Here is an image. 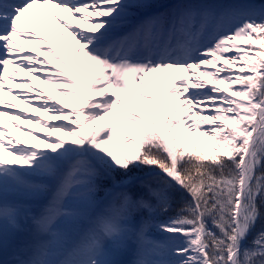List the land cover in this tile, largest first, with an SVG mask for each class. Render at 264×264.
Listing matches in <instances>:
<instances>
[{"label": "snow or ice", "instance_id": "6c2138e0", "mask_svg": "<svg viewBox=\"0 0 264 264\" xmlns=\"http://www.w3.org/2000/svg\"><path fill=\"white\" fill-rule=\"evenodd\" d=\"M37 4L87 28L61 21L81 60L49 50L66 67L46 82L77 91L40 108L68 139L0 142V264H264V0H0V80L34 70L13 37L40 47ZM169 70L163 99L134 87Z\"/></svg>", "mask_w": 264, "mask_h": 264}, {"label": "bare ground", "instance_id": "6f19581e", "mask_svg": "<svg viewBox=\"0 0 264 264\" xmlns=\"http://www.w3.org/2000/svg\"><path fill=\"white\" fill-rule=\"evenodd\" d=\"M58 14L59 9H54ZM49 13L41 5L37 4L29 10L28 17L21 20L22 25L30 32L34 33L42 40L36 44L28 43L23 37H13L17 45L25 51L21 55L30 54L34 59V70L29 72L18 66V61L10 64L7 69V75L0 80L3 88L0 89V112L7 115H0V142L6 146H19V142L33 143L29 138L40 130L36 129V121H50L52 112H45L40 108L45 101L56 103L57 100L49 95L48 88L58 89L59 86H47L45 77L57 75L55 71H60L66 67L61 64L57 57L49 54V50L55 51L57 56H64L71 59L76 55L73 46L76 44L75 38L71 35V30L61 26V21H65L73 28L84 30L87 28L85 23L70 17L61 16L60 21L49 19ZM30 17V19H29ZM33 24L36 26L33 27ZM63 33V35H61ZM66 37V38H65ZM28 63V61H25ZM2 71V66H0ZM67 76L62 77V79ZM42 79V80H41ZM208 86H213L212 81H207ZM218 87L219 85H214ZM219 88V87H218ZM186 93L180 97L179 106L183 107L181 101ZM25 97L27 98L25 100ZM185 116L191 114L184 108ZM192 116V115H191ZM0 151H3L0 149Z\"/></svg>", "mask_w": 264, "mask_h": 264}, {"label": "rangeland", "instance_id": "374dc122", "mask_svg": "<svg viewBox=\"0 0 264 264\" xmlns=\"http://www.w3.org/2000/svg\"><path fill=\"white\" fill-rule=\"evenodd\" d=\"M151 2V1H150ZM157 4V3H156ZM69 59V58H68ZM71 59L74 60H81L82 59V53L80 54V56L74 55V57H72ZM83 73L84 76L86 77V82L91 83L93 76L95 75V72L93 71V73L91 75L88 74V69L87 67L83 68ZM56 74L58 73L57 71H55ZM162 74H165L162 73ZM176 73L172 70L168 71V74L162 79H158V76L156 78V76L154 78L149 79L148 77H146V85H140L139 83H136L134 85V87L136 88L137 91L144 93L145 95H153L154 92L158 93V95L161 97V99H163L162 93L164 91H166L171 84V79L173 76H175ZM70 77H66L64 79H69ZM42 80V79H41ZM157 82H159V84H157ZM47 86L49 87V85L51 84V82H46ZM60 88L58 89H51L50 87L48 88L49 91V95L59 101V103L61 105H68L69 108L73 107V103L71 100L68 99L67 96L63 95L62 92H71V93H75L77 91V89L75 88H65L62 89L60 84H57ZM221 90H223V86L219 85L218 86ZM125 106L131 110L134 109L136 107H138V105L140 104L141 101L139 100H135L131 97H122ZM180 100L174 101L172 102V107H176L179 104ZM51 119L50 121H44L42 123H36L35 127L36 129L40 130L39 133H36L35 135L29 137L33 143H27V142H19V146L20 147H34L38 150H47L46 148V144L44 143L45 138L46 137H51V139H64L67 140L68 137L66 136V134L62 131H54L51 130L49 128H47L48 124H58V123H67L68 121H61V120H57L55 119V113H51ZM113 123H116V118L115 117H110L109 118ZM184 119L186 120V123H191L193 120H196L195 116H191V114H187V116H184ZM97 123H104V121H98ZM207 127V125H201V128ZM91 128V127H90ZM190 139L196 141L199 146L206 151H210V152H215L216 149L213 148H209L208 145L205 143V141L208 140V137L205 136H200L199 132L196 131H190L188 134ZM5 155L7 156V153H5ZM8 159H13V157L11 156H7ZM0 255H2V253H0Z\"/></svg>", "mask_w": 264, "mask_h": 264}, {"label": "trees", "instance_id": "16d2710c", "mask_svg": "<svg viewBox=\"0 0 264 264\" xmlns=\"http://www.w3.org/2000/svg\"><path fill=\"white\" fill-rule=\"evenodd\" d=\"M152 3H160V4H169V3H173L174 0H150ZM147 96H151V95H147ZM141 106H142V102H140V104L138 105V107L131 109L130 111L135 112V113H139L141 111ZM116 123H118L117 121H115ZM89 131H92V127L88 129ZM197 147L199 148V150L204 151L208 154H213L215 152H210V151H206L203 150L199 144L197 143Z\"/></svg>", "mask_w": 264, "mask_h": 264}]
</instances>
